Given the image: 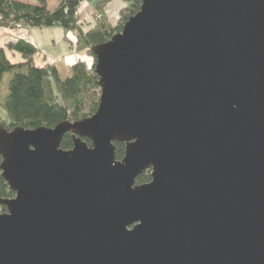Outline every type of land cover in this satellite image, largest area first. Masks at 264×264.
<instances>
[{"label": "water", "instance_id": "95a60500", "mask_svg": "<svg viewBox=\"0 0 264 264\" xmlns=\"http://www.w3.org/2000/svg\"><path fill=\"white\" fill-rule=\"evenodd\" d=\"M139 1L94 115L0 123V264H264V0Z\"/></svg>", "mask_w": 264, "mask_h": 264}, {"label": "trees", "instance_id": "16d2710c", "mask_svg": "<svg viewBox=\"0 0 264 264\" xmlns=\"http://www.w3.org/2000/svg\"><path fill=\"white\" fill-rule=\"evenodd\" d=\"M36 5L22 3L19 0H0V29L14 30L16 25L23 28L59 27L67 35L73 34L76 41L71 42L73 51L85 53L91 59L88 64L84 59H78L70 67L69 76L60 77L57 64L46 62L37 66L34 56L38 52L33 44L21 40L9 42L5 48L0 47V93L6 90L3 107L5 119L0 123L7 131L15 128L33 130L41 126L52 129L63 122L73 123L94 115L99 105L98 77L94 72L95 59L91 53L93 46L109 41L114 34L119 33L124 22L133 17L140 9L139 0H121L125 7L120 13L116 24H111L104 14V9L113 0H101L93 7L95 13L101 16L95 22H79L80 4L85 0H55V8L47 7L48 0H35ZM5 49L17 53L21 61L11 63ZM6 77L9 79L6 80ZM60 148L72 149V138L69 134L63 136ZM89 143L88 140H83ZM116 160H122L125 145L114 143ZM1 162V161H0ZM150 172H144L137 184L150 182ZM15 193L9 190L0 172V200L12 199ZM6 212L0 205V215Z\"/></svg>", "mask_w": 264, "mask_h": 264}, {"label": "rangeland", "instance_id": "374dc122", "mask_svg": "<svg viewBox=\"0 0 264 264\" xmlns=\"http://www.w3.org/2000/svg\"><path fill=\"white\" fill-rule=\"evenodd\" d=\"M96 2H98L97 0H85L80 4V10H79V17H83L85 18L83 21V23L86 22H95L97 21L95 15V9L90 7V4H96ZM124 4V2H123ZM110 5V3H108V5L105 7L104 9V14L106 15V12H109L111 10V8H107ZM126 5V4H125ZM55 0H48L47 3V7L50 10H53L55 8ZM93 6V7H94ZM125 7V6H124ZM123 7V8H124ZM107 8V9H106ZM123 8L120 9V11L116 12L115 15L112 18H108L109 22L111 24H116V22L118 21L119 17H120V13L123 10ZM98 15V13H97ZM17 29V28H15ZM26 29V28H25ZM32 30V34L33 37L36 41H38L39 43V48H38V52L36 53V55L34 56V62L35 64L38 66H43L44 62L43 61V56H56V58H60V62L57 63V69L58 72L60 73V77H64V76H69L71 74V71L69 70L70 67L68 65V55H70V52L72 49V43L71 42H75L76 38H74L73 34L67 35L68 39L71 40V42L69 43L66 39H64V35L63 32L59 30H53L52 28H37V29H31ZM51 40H55V44L52 45ZM0 47L5 48V45L3 44V42H0ZM71 49V50H69ZM5 53L7 55V58L9 59V61L11 63L17 64V62H20V56L19 54H15L13 52H10L9 50L5 49ZM75 53L79 56L83 55L81 58L86 60L88 64H91V59L89 58V56L85 53V51L81 52V53H77L75 51ZM6 95V90H2L0 93V118L5 119L6 116V111L3 107V101L5 99Z\"/></svg>", "mask_w": 264, "mask_h": 264}, {"label": "crops", "instance_id": "0c3cea01", "mask_svg": "<svg viewBox=\"0 0 264 264\" xmlns=\"http://www.w3.org/2000/svg\"><path fill=\"white\" fill-rule=\"evenodd\" d=\"M22 3H27L30 5H36V1L35 0H19ZM98 2L101 0H97ZM97 3V2H96ZM57 4V2L55 1V5ZM90 7L93 8L94 4H90ZM125 6V4H123V1L121 0H113L111 1L110 5L107 8H111V10L109 12H106L107 17L110 19L112 18L116 12L120 11L121 8H123ZM106 8V9H107ZM53 30H58L60 29L61 32H63V35L65 36L64 30L62 28H57V27H52ZM32 30L30 28H22V29H14V30H10V29H0V42H3L4 45L8 44L9 42H16V40H21V41H27L31 44H33V46L37 49L39 48V43L38 41H36L33 37V34L31 33ZM59 32V30H58ZM63 36V37H64ZM52 45L55 44V40H51ZM1 46V45H0ZM71 50V49H69ZM83 55L79 56L75 53V51L71 50L70 55H68L67 61H68V65L69 67H71L72 64L76 63V61H78V59H81ZM60 58H56V56H43V61L44 62H54V63H58L60 62L59 60ZM9 79V77H6V80Z\"/></svg>", "mask_w": 264, "mask_h": 264}, {"label": "built area", "instance_id": "2783aa9c", "mask_svg": "<svg viewBox=\"0 0 264 264\" xmlns=\"http://www.w3.org/2000/svg\"><path fill=\"white\" fill-rule=\"evenodd\" d=\"M95 17H96V19L97 20H100L101 19V16H99V15H97L96 13H95V15H94ZM85 18H81V17H79V22L78 23H80V22H82V20H84ZM16 28L17 29H22L23 27L21 26V25H16Z\"/></svg>", "mask_w": 264, "mask_h": 264}]
</instances>
